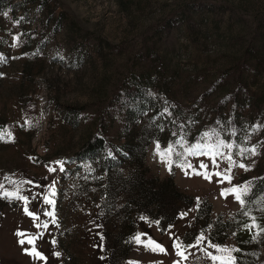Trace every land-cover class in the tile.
Listing matches in <instances>:
<instances>
[{
  "label": "rangeland",
  "instance_id": "rangeland-1",
  "mask_svg": "<svg viewBox=\"0 0 264 264\" xmlns=\"http://www.w3.org/2000/svg\"><path fill=\"white\" fill-rule=\"evenodd\" d=\"M137 83L163 106L161 118L150 112L145 120L127 119L126 87ZM151 123L156 128L145 137ZM211 129L238 148L256 146L257 154L223 149L250 169L234 166L230 173L226 159L218 157L213 168L205 156L188 157L200 171L203 161L209 173L230 174L231 184L173 167L178 188L208 199L213 218L229 224L222 242L198 228L196 238L207 239L187 249L181 264H213L206 252L228 257L209 242L227 248L235 264H257L264 259V186L251 188L243 207L221 192L249 181L253 187L264 173V0H0V264H174L170 234L183 241L197 228L196 206L183 208L187 215L166 231L134 212L136 230L120 239L147 233L167 253L134 244L122 258L115 242L120 219L129 214L121 210L123 187L103 200V176L98 170L96 181L90 177L100 167L97 158L82 160L76 151L93 134L118 147L131 132L144 145L151 140L147 174L165 178L157 143L162 151L182 135L195 143ZM123 165L135 164L115 166ZM253 218L257 227H245ZM32 237L34 245L18 242ZM33 247L45 259L25 251ZM238 254L245 260L238 262Z\"/></svg>",
  "mask_w": 264,
  "mask_h": 264
},
{
  "label": "trees",
  "instance_id": "trees-1",
  "mask_svg": "<svg viewBox=\"0 0 264 264\" xmlns=\"http://www.w3.org/2000/svg\"><path fill=\"white\" fill-rule=\"evenodd\" d=\"M153 82V79H151V81L148 80L145 84L147 87H150L153 85ZM134 85L129 84L126 87L127 102L130 101L132 103L127 109V119L137 122L139 119L136 120L135 117L140 116L141 120H145L144 116H149L150 112H152V116L157 114V117L161 118L162 114L160 115V113H162L163 106L158 105L155 98L148 95L147 90L139 88L140 83H137L136 86ZM142 96H145V98L141 99ZM71 109L75 110L77 108ZM151 124L148 126L149 130H146L144 133L145 137L148 133H151L152 130L150 131V128H156L154 127L156 123ZM150 141H148V144H150ZM144 142L145 139L135 140L130 132L126 140L118 147H115L107 137L105 138L102 135L93 134L82 144L79 150L76 151L77 158L79 159L86 160L88 158H97L100 167L92 169L90 177H94L93 180H95L96 171L98 170L101 176H103V182L99 183V185L103 184L101 186L103 190V200L105 193L109 199L110 192L117 185L120 184V187H123L121 193L123 197H125V204L121 206V210L124 211V209L128 208L129 214L126 212L124 215L125 218L123 217L120 219L118 225L119 230L116 234L118 239L122 238L127 230H130V232L136 230L135 218L134 216L132 217L134 212L136 214L142 213L154 222L159 221L160 229L166 231L169 225L173 223L181 213H184L185 209L183 210V208L195 205L197 210L195 225H197V228L187 232L183 241L186 244H191L198 235V230L200 229L203 232H207L210 239L222 242V238L226 235L228 230L226 227H228L229 224L222 222L221 216H217L215 219L213 218L212 205L208 199H198L196 196L186 192L184 193L178 188L174 180V168L165 178H160L157 175L149 176L147 174L148 166L143 163H145L147 155L146 147L148 144L144 145ZM123 162L133 163L135 165L115 166ZM123 169L126 173L121 176V170ZM262 185L264 186V173L256 179L251 193H255ZM108 199L105 201L106 205ZM102 204H104L103 201ZM205 222L210 223L209 225L211 226H206L204 224ZM223 229L225 233L224 235H220ZM249 238H254V235ZM237 239H239L240 243L243 245L240 232L237 234ZM130 241L131 237L125 240L123 238V240L120 239L118 242H115V250L117 252H122V258H125V256L130 253L135 244ZM238 255V262H240L241 259L243 261L245 260L242 258V255ZM257 264H264V259L258 261Z\"/></svg>",
  "mask_w": 264,
  "mask_h": 264
},
{
  "label": "snow or ice",
  "instance_id": "snow-or-ice-1",
  "mask_svg": "<svg viewBox=\"0 0 264 264\" xmlns=\"http://www.w3.org/2000/svg\"><path fill=\"white\" fill-rule=\"evenodd\" d=\"M175 135V134H174ZM2 138V137H0ZM234 147H237V155L239 156H254L257 154L256 146H253L252 148H238L237 145H235L232 142H227L224 140H221L219 138V133L215 129L207 130L202 133H200L199 137L196 139L195 143L189 144L185 137L182 135L179 139H177L174 143H169L167 148L165 150H161L160 144L157 143L155 154L159 156L160 162L164 163L166 165V168L169 172L172 171L173 167H179L182 171H184L185 175L189 174V169H191L192 174L200 175L206 180H211L212 175H215L217 177H222V179L218 180V183H224L227 181L229 184L232 183V177L230 174L222 173L220 171H216L214 173H209L207 171L208 165L205 164L203 161L200 162L199 168L203 171H200L193 167L191 162L188 160V157H200L205 156L212 162L213 168H218L219 164L217 162V158L226 159L228 161L229 167L226 170L227 173L231 172L232 167L238 166L245 171L250 170L249 166L243 163H240L239 165H236L235 161L232 159V155L229 152L228 155H225L223 152V149H233ZM177 149H180L177 151ZM60 170L63 171L62 162ZM50 171H55V169H50ZM252 184L251 182H246L243 185H233L230 188L223 189L221 192V195L227 198L228 196H232L235 201H237L241 207H243L246 203L245 197H247L251 191ZM54 194V193H53ZM5 197L8 198H18V199H27L26 197H19L16 196L13 193L5 192L3 193ZM45 203L47 204H54L53 200L48 199L45 197ZM27 213V209H25ZM28 215H33L32 213H27ZM247 215V213H245ZM47 215H52L51 212L47 213ZM181 217L186 216L187 213H181ZM35 218V217H34ZM140 219L146 220L145 217H141ZM155 223L157 226H159V221L152 222ZM39 227V225H37ZM44 227H47V224L44 225ZM245 227L251 229L253 227H257L255 224V218H253V224L251 225H245ZM172 228V225H169V229ZM20 237H24L25 233L23 232H17L16 233ZM147 237V239H142V237ZM170 239H172V249L175 252V255L179 258L177 261H174V264H181V261L186 260V251L189 248H195L199 247L200 245L204 244L205 240L207 239L203 233H201L195 240L193 244H186L184 241L180 240L179 236L172 233L170 234ZM101 240H103V236H101ZM35 237L25 239H20L18 242L21 245H24L26 242L28 244L34 245ZM137 245L143 246L146 250H150L152 252H159V253H167V250L157 241L153 240L150 235L147 233H137L134 237L131 238V241ZM207 247L215 248L218 252L222 253H228V257H221L214 255L211 252H206V255L211 259L213 264H235L234 258L231 257L230 252L227 248L217 246L214 244H211V242L208 243ZM29 255L35 256L41 260L45 259V257L36 250L35 247H33L30 251L25 250ZM55 255L59 256L60 254L57 252Z\"/></svg>",
  "mask_w": 264,
  "mask_h": 264
}]
</instances>
